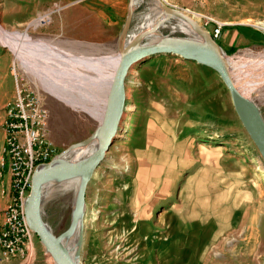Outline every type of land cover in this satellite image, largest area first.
<instances>
[{
	"label": "rangeland",
	"instance_id": "1",
	"mask_svg": "<svg viewBox=\"0 0 264 264\" xmlns=\"http://www.w3.org/2000/svg\"><path fill=\"white\" fill-rule=\"evenodd\" d=\"M129 1L0 0V230L11 195L8 104L22 88L47 108L53 148L47 161L88 137L103 103L87 97L94 92L87 81L99 80L101 61L118 55ZM141 1L133 5L127 36L147 8L148 0ZM161 1L209 31L240 74L256 70L264 56V0ZM163 22V34L193 37ZM47 52L60 63L76 57L82 84L75 94L85 106L26 67ZM124 87L114 139L85 189L78 264H264V165L219 74L156 54L128 70ZM248 90L264 120V74L252 78ZM62 182L44 190L42 215L54 234L68 227L76 190L57 191ZM31 232L24 254L0 264H27L28 252V264H49Z\"/></svg>",
	"mask_w": 264,
	"mask_h": 264
},
{
	"label": "water",
	"instance_id": "2",
	"mask_svg": "<svg viewBox=\"0 0 264 264\" xmlns=\"http://www.w3.org/2000/svg\"><path fill=\"white\" fill-rule=\"evenodd\" d=\"M164 19L172 17L186 21L196 37L163 34L159 30V22L143 28L126 44L127 27L133 7L129 1V12L117 43V60L105 94L103 111L93 132L85 139L70 145L49 161L39 163L33 171L29 192L24 199L23 212L27 226L39 238L45 252L53 264H78L77 252L81 239V222L85 205V189L94 170L104 158L114 139L117 123L125 101L124 80L128 70L142 59L156 54H174L186 60L197 62L216 71L229 90L234 109L258 149L264 165V120L259 107L248 94L233 71L227 55L222 47L213 39L209 31L200 26L183 10L169 6L159 0ZM159 33V37L151 42L146 37L151 33ZM94 143V147L75 159H66L65 151L74 147H82ZM78 179L74 195L71 219L68 227L54 234L45 223L42 215L43 187L51 182ZM77 231V243L73 256L64 238Z\"/></svg>",
	"mask_w": 264,
	"mask_h": 264
},
{
	"label": "built area",
	"instance_id": "3",
	"mask_svg": "<svg viewBox=\"0 0 264 264\" xmlns=\"http://www.w3.org/2000/svg\"><path fill=\"white\" fill-rule=\"evenodd\" d=\"M219 27L214 29L217 36ZM6 130L7 166L11 195L0 230V259L22 256L31 230L26 224L23 203L31 185L33 171L47 162L53 148L48 141V110L34 91L19 89L8 104ZM29 258L26 263H29ZM27 263V264H28Z\"/></svg>",
	"mask_w": 264,
	"mask_h": 264
},
{
	"label": "bare ground",
	"instance_id": "4",
	"mask_svg": "<svg viewBox=\"0 0 264 264\" xmlns=\"http://www.w3.org/2000/svg\"><path fill=\"white\" fill-rule=\"evenodd\" d=\"M140 1L141 0H133V2H134L133 5H137V3H139ZM160 10H161V4L160 3H157L155 0H148V5H147L145 12L140 16L138 24L134 28H132V31L128 34L127 39L131 40L137 34L138 29H140L141 27L147 28V27L153 26L154 24H156L158 22L160 25L164 20H167V19H164L165 13H162V16L160 15L161 14ZM36 21L37 20H34L35 23H36ZM163 25L167 28H170L171 30H178V31L181 30V31L187 32L189 35H192L193 37L197 36L196 33L191 28V26L181 18H176L173 21H169L168 23L163 22ZM4 33H5V31L0 26V40H2V42H5V41H3L4 40L3 39ZM12 35H13L12 39L14 38L13 42H14V44H16L15 43L16 37L13 33H12ZM158 37H159L158 32L157 33H151L146 37V41L151 42V41L156 40ZM127 39L125 38L124 44H126L127 42L130 41V40L127 41ZM13 46H15V45H13ZM51 53H52V56H50V52H47L43 55L42 54H35L34 58H31V59H29L30 61H27L28 63H26V67H28V69L34 71L36 76H38L41 81H46V82L51 83L52 85H55L56 89L58 91L63 92L65 95H68L71 99L75 98L74 99L75 102H77L79 105L82 104L83 106H85L83 101H81L79 98H77L76 94H75L77 92V90L81 89V87H79V86H81V84H82V79L79 76L80 74L77 73L78 71H77V68L75 66L76 57H72V56L68 57V59H66L63 62L64 64H66V65H64L63 63L59 62L58 57L55 56L54 52H51ZM19 55L20 54L18 51L17 56H19ZM66 56H69V55L67 54ZM116 57H117V55L112 56V57H108V58H104L103 59L104 62H103V60L101 61L102 66H104V70L100 76L101 78L99 80L95 79L92 81L91 80L87 81V82H90L89 84L93 85L92 88H94V92L87 91V93H86L87 97H89V99L90 98L94 99V100L99 99V101L104 104L105 94H106L107 88H108L109 83H110L113 65L116 63V61H115ZM254 58H256V57H254ZM259 59H261V60H260V63L258 64V67L256 68V70H254V71L252 70L253 71L252 73H250V72L248 73L246 71L247 73L244 72L243 74H240L236 68V67H239L240 65L238 66L233 61L232 58H228L229 63L231 65L233 71L237 74V78L239 79V81L241 82V85L243 86L244 90L248 94H249L248 87H250V85L252 83V78H255L257 76H260L261 74H264V56H263V58H259ZM238 62H240V61H238ZM63 66H66L65 71L62 69ZM243 69H245V68H243ZM102 111H103V105H102L101 112ZM100 115H101V113H100ZM94 145H95L94 143H91V144L86 145V146L74 147L71 149H67L65 151L64 157L66 159H75V158L82 155L81 152L84 150V148L88 147L90 149H86V150H91L94 147ZM77 183H78L77 178L71 179V180L62 182L59 186L56 187V190L59 189L61 193L65 194V192H67L70 189L74 191L77 187ZM48 184H50V183H48ZM48 184H46L43 187V199L45 198L44 197V190ZM53 187H54V185H53ZM47 189H48V187H47ZM47 191H48L47 193H49V190H47ZM51 192L49 193V195L52 194ZM67 193L69 194V192H67ZM64 242L68 245V247H69L68 249H69L70 253L74 256L75 255V249H76V243H77V231L75 233H73L72 235L64 238ZM47 256L49 257V255H47ZM49 264H53L51 258H50Z\"/></svg>",
	"mask_w": 264,
	"mask_h": 264
},
{
	"label": "crops",
	"instance_id": "5",
	"mask_svg": "<svg viewBox=\"0 0 264 264\" xmlns=\"http://www.w3.org/2000/svg\"><path fill=\"white\" fill-rule=\"evenodd\" d=\"M31 253L30 252H28V258H30L31 259V255H30ZM32 258H33V256H32ZM32 262V261H31Z\"/></svg>",
	"mask_w": 264,
	"mask_h": 264
}]
</instances>
